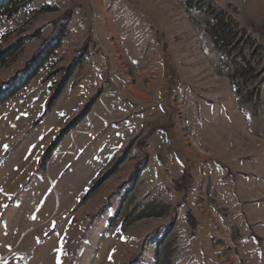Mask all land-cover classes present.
<instances>
[{
    "label": "rangeland",
    "instance_id": "obj_1",
    "mask_svg": "<svg viewBox=\"0 0 264 264\" xmlns=\"http://www.w3.org/2000/svg\"><path fill=\"white\" fill-rule=\"evenodd\" d=\"M218 11L242 51L214 45ZM31 34L0 67L1 85L36 66L0 105V264H264V0L0 16V49Z\"/></svg>",
    "mask_w": 264,
    "mask_h": 264
},
{
    "label": "trees",
    "instance_id": "obj_2",
    "mask_svg": "<svg viewBox=\"0 0 264 264\" xmlns=\"http://www.w3.org/2000/svg\"><path fill=\"white\" fill-rule=\"evenodd\" d=\"M28 2L29 0H0V16L10 18L14 14L18 13L21 9H23ZM213 14L214 13H212L213 21H210L208 23L207 32L212 38L214 45L220 50L221 48L226 50L231 55V53L237 48V44L243 43V45L240 47V50L242 51L244 48V42L245 44H247V42L249 41L248 37L246 39H243L246 35L247 30L245 28H239L237 30L236 22L223 15L222 11H218V13L215 15ZM34 37V34L22 36L21 38H19V40L9 45L8 47L0 49V67L10 61L18 52H20L21 48L26 43L31 41ZM250 44L255 50L259 48L258 45L254 46V43ZM74 65H71L68 68L69 74L73 72ZM34 68H36V66L29 71L22 72L17 77H12L10 80L0 85V105L12 99L20 90H22L27 85L32 76H34ZM258 83H264V74L261 75ZM57 91V95L62 92V82ZM88 109H85V111L79 114V116L73 119L65 128L61 130L60 134L56 138L57 140H55L52 145H50L51 149L56 148L59 139L72 132V130L77 127V125L84 118H86L85 116Z\"/></svg>",
    "mask_w": 264,
    "mask_h": 264
}]
</instances>
